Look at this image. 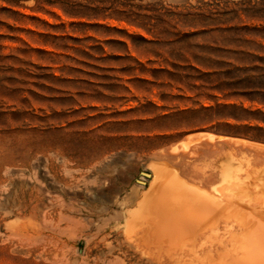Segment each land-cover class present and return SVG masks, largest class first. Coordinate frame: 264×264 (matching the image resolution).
<instances>
[{
    "label": "rangeland",
    "instance_id": "rangeland-1",
    "mask_svg": "<svg viewBox=\"0 0 264 264\" xmlns=\"http://www.w3.org/2000/svg\"><path fill=\"white\" fill-rule=\"evenodd\" d=\"M242 215L262 228L264 0H0V264L245 262Z\"/></svg>",
    "mask_w": 264,
    "mask_h": 264
},
{
    "label": "bare ground",
    "instance_id": "bare-ground-1",
    "mask_svg": "<svg viewBox=\"0 0 264 264\" xmlns=\"http://www.w3.org/2000/svg\"><path fill=\"white\" fill-rule=\"evenodd\" d=\"M161 174V173H160ZM159 176H161V175H159ZM199 178V177H198ZM159 179V178H158ZM175 180V179H174ZM173 180V181H174ZM202 180V179H201ZM165 181V180H164ZM178 181V180H177ZM201 182V181H200ZM165 183V182H164ZM183 184V183H182ZM165 187H164V194L162 195V198L160 199V200H158L159 201V204L161 205V207L163 208H166V209H171L174 205H179V206H181V207H183L184 205H186L187 206V204H183L181 201H182V199L184 200V198H186V197H184L183 195H182V193H181V189L183 188V186L181 185V182L179 183V181L178 182H176V183H172V184H167V185H164ZM151 189H153V188H151ZM155 189V188H154ZM162 190H163V188H162ZM153 194H155V192H153ZM157 194V193H156ZM159 196V195H158ZM155 200V199H154ZM153 200V201H154ZM186 200V199H185ZM187 201V200H186ZM191 201V200H190ZM188 202V201H187ZM194 203V205H195V208H196V206L199 204V203H197V201L195 202V201H193ZM215 203H213V201H212V204H215L214 206L217 208L218 206H220V208H217V209H204V210H206L205 212H206V215L208 216L209 215V213L208 212H210L212 215L213 214H215L214 212H219V213H216V215H219L220 214V212H221V214L222 213H226V211L228 210H226L225 208H227L225 205H227L228 206V203L227 204H224V206H225V208L224 207H222V205H223V202H222V200H221V202H222V205H221V203L219 202V200H217V201H214ZM155 203H156V201H155ZM157 205H158V203H156ZM156 204H154V206L156 205ZM189 204V203H188ZM193 205V206H194ZM204 205V204H203ZM203 205H201V206H203ZM208 205H209V203H208ZM159 206V205H158ZM205 206H206V203H205ZM211 205H209V207H210ZM160 207V206H159ZM159 207H158V209H159ZM160 207V208H161ZM178 207V206H177ZM191 207H192V205H191ZM199 207V206H198ZM208 207V206H207ZM206 207V208H207ZM208 207V208H209ZM243 207V206H242ZM163 208V209H164ZM229 208V207H228ZM156 211H157V209H155ZM165 210V209H164ZM200 210V209H199ZM232 210V209H231ZM230 210V211H231ZM235 210V209H234ZM244 210H246V209H243V211ZM227 212H229V210L227 211ZM235 212H237V210L235 211ZM234 212V213H235ZM238 212H239V210H238ZM237 212V213H238ZM199 213H201V212H199ZM202 213H203V211H202ZM202 213H201V215H202ZM233 213V212H232ZM204 214V213H203ZM211 214H210V216L208 217V219L210 218V217H212L211 216ZM258 214H260V213H258ZM257 214V215H258ZM227 215V214H226ZM231 214H229V216H230ZM237 215V214H236ZM262 215V214H261ZM245 215H242V219H243V222L241 223L239 220L241 219V217H240V219L237 221V220H233V221H235V222H240V223H235V224H237V225H241V226H239L240 228L242 227H244V231L243 232H241V235L243 236V237H249L248 239H246V242H248V241H252V239L254 238V237H252V239H251V237H250V235H252V236H255L256 235V232L258 233L259 231H260V233H261V230H262V228H263V225H264V223L262 224V228H260V226L257 224V225H250V224H252V223H250V221L249 220H252V219H247L246 217H244ZM260 216V215H259ZM258 216V217H259ZM168 217V216H167ZM199 217V216H198ZM220 217H221V215H220ZM223 217H225V216H223L222 215V218ZM226 217H228V215L226 216ZM239 216H237V218H238ZM229 218V217H228ZM228 218H224L226 221L225 222H227L229 219ZM231 218V217H230ZM254 218V217H253ZM262 218V217H261ZM260 218V219H261ZM203 219V218H202ZM205 219V218H204ZM207 218H206V220H208ZM210 219H213V217L212 218H210ZM209 219V220H210ZM255 219V218H254ZM209 220L207 221V222H209ZM231 220V221H232ZM202 222H204L203 220H202ZM206 222V221H205ZM224 222V223H225ZM262 222V221H261ZM200 223V222H199ZM248 223H249V226H248ZM203 224H205V223H203ZM208 224H210V223H208ZM198 225H200V224H198ZM206 225L207 224H205L204 226H205V230H207V227H206ZM228 225V223L226 224V226ZM236 225V226H237ZM197 226V225H196ZM201 226V225H200ZM204 226H202V227H204ZM216 227V226H215ZM228 227V226H227ZM226 227V228H227ZM238 227V228H239ZM241 228V230H243ZM212 229H213V231H214V227H212ZM219 228H216L215 229V231L214 232H216L217 230H218ZM197 231H198V228L196 229ZM203 230V229H202ZM201 231V228H200V231L201 232H206V231ZM211 230V229H210ZM210 230H209V232L208 233H210ZM191 231V230H190ZM200 231H198V232H200ZM239 231H240V229H239ZM194 232V231H193ZM213 232V233H214ZM260 233H258V235L260 234ZM200 234V233H199ZM206 234H207V232H206ZM205 234V235H206ZM255 234V235H254ZM261 235H263V232L260 234V236ZM200 237V236H199ZM240 237V236H239ZM201 238V237H200ZM204 238H206V236H204ZM240 239V238H239ZM244 239V238H243ZM236 240H238V239H236ZM244 244V243H243ZM255 243L254 242H251V245H254ZM256 245V244H255ZM260 245V244H259ZM264 245V244H263ZM239 247V246H238ZM237 247V248H238ZM252 247V246H251ZM261 247H262V245H261ZM245 248V256H246V261L245 262H242V261H237V259L235 260L236 261V263L235 264H264V255H262V253L258 250V247L257 246H255V247H253V248H248V246H246V247H244ZM254 252V253H253ZM258 252V253H257ZM261 255V256H260ZM249 256V257H248ZM245 258V257H244ZM243 259V258H242Z\"/></svg>",
    "mask_w": 264,
    "mask_h": 264
},
{
    "label": "water",
    "instance_id": "water-1",
    "mask_svg": "<svg viewBox=\"0 0 264 264\" xmlns=\"http://www.w3.org/2000/svg\"><path fill=\"white\" fill-rule=\"evenodd\" d=\"M141 174H142V176H144V177H147V178L150 177V174H148V173H146V172H142Z\"/></svg>",
    "mask_w": 264,
    "mask_h": 264
}]
</instances>
